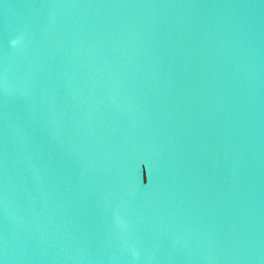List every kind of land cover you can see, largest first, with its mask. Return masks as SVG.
Listing matches in <instances>:
<instances>
[{
    "label": "water",
    "instance_id": "water-1",
    "mask_svg": "<svg viewBox=\"0 0 264 264\" xmlns=\"http://www.w3.org/2000/svg\"><path fill=\"white\" fill-rule=\"evenodd\" d=\"M0 264H264V0H0Z\"/></svg>",
    "mask_w": 264,
    "mask_h": 264
},
{
    "label": "clouds",
    "instance_id": "clouds-1",
    "mask_svg": "<svg viewBox=\"0 0 264 264\" xmlns=\"http://www.w3.org/2000/svg\"><path fill=\"white\" fill-rule=\"evenodd\" d=\"M10 43H11V45H12L13 47H15L16 44L18 43V41H17V40H12Z\"/></svg>",
    "mask_w": 264,
    "mask_h": 264
}]
</instances>
